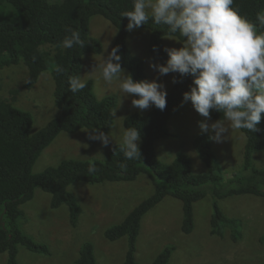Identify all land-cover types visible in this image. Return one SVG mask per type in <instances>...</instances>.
<instances>
[{
	"label": "trees",
	"instance_id": "1",
	"mask_svg": "<svg viewBox=\"0 0 264 264\" xmlns=\"http://www.w3.org/2000/svg\"><path fill=\"white\" fill-rule=\"evenodd\" d=\"M132 0H0V69L22 63L26 67V79L22 88L29 89L37 83L40 75L49 71L53 81L52 101L58 113L42 127L33 131V116L15 104L17 89L10 90L9 98L0 96V253L7 252L6 264H19L16 260L17 245L38 252L48 253L45 244H39L17 225L24 216L21 205L33 197L39 188L50 195L49 206L67 207L70 226L75 227L82 206L75 194L68 190L74 182L101 184L135 180L146 174L153 185L152 193L130 209L121 221L107 227L103 233L108 241L121 237L127 239L123 264H141L135 259L136 239L143 215L165 197H173L181 203L180 230L189 233L194 225L193 204L207 193L212 197V213L209 233L219 238L228 236L237 242L243 237V220L225 213L219 200L235 195L251 194L264 197V166L252 161V154L264 150V114L258 130L244 135L241 163L232 169L225 180L222 166L208 134L195 135L191 144L203 170L194 172L189 156L176 151L169 162L160 160L155 152V143L160 138L175 134L167 126L169 118L183 103V93L190 90L192 76H175L176 83L166 90V107L163 111L152 106L146 113L138 111L124 116V127L135 126L141 134L139 159L126 160L120 152V143H115L103 159L61 160L57 165L47 166L32 172V166L42 150L60 132L75 133L85 128H98L107 133L114 120L110 115L117 106L115 94L97 97L93 80L87 78L85 89L72 93L68 79L80 75L84 54H99L101 41L89 34V19L100 15L115 27L111 48L120 46L121 65L134 80H145L143 60L131 53L127 46L126 25L128 19L121 13L132 10ZM234 7L256 23L257 14L264 15V0H235ZM71 27L80 32L84 46L72 49L62 47V41ZM139 28L148 30L147 49L150 56L161 64L168 55L163 37L168 36L166 25H156L150 19ZM264 32V29H258ZM172 37L183 40L179 33ZM155 49V50H154ZM57 68L64 71L58 72ZM27 81V83H26ZM222 118V113L212 111L211 119ZM127 165L126 169L119 167ZM90 166L95 171L90 172ZM264 246V231L259 235ZM173 247L165 246L149 264H167ZM75 264H96L94 246L85 241L78 249ZM240 264H264V260L243 261Z\"/></svg>",
	"mask_w": 264,
	"mask_h": 264
},
{
	"label": "rangeland",
	"instance_id": "2",
	"mask_svg": "<svg viewBox=\"0 0 264 264\" xmlns=\"http://www.w3.org/2000/svg\"><path fill=\"white\" fill-rule=\"evenodd\" d=\"M148 33V30L143 28L128 31L127 46L131 53L143 60L145 80L155 79L162 82L167 90L177 73L159 76L149 66L150 61L161 63L148 52ZM89 34L101 41L102 51L99 54L87 53L82 56L80 76L83 80H93V90L97 97L109 94L117 96V118L113 117L114 124L107 132H112L113 139L105 146L98 140H90L83 129L75 133L60 132L42 150L32 166V172H39L68 158L103 159L115 143L121 142L124 116L135 111L144 114L152 108H134L131 96L121 97L118 82L106 84L99 69L93 70L96 65L103 63L107 52L111 51L115 27L102 16L93 15L89 19ZM163 43L176 48L182 46L175 37L170 39L164 36ZM49 75V71L43 72L35 85L25 89L21 87L26 79V67L22 63L0 69V96L9 98L11 89L18 90L15 105L32 114L33 131L58 113L52 101L53 81ZM201 119L203 117L196 112L191 102L183 101L167 122L168 128L175 136L160 138L155 143L157 157L169 162L176 151H183L191 159L192 170L202 171L203 165L191 144L192 138L201 133L198 126ZM243 144L244 135L239 130L232 131L231 136L222 143L212 141V149L221 163L225 180L230 171L237 170L236 166L240 165ZM252 161L257 166H264V150L254 152ZM68 190L75 194L82 206V213L75 227L69 224L67 207L61 205L51 208L50 195L39 188L34 190L30 200L20 206L24 216L18 219V227L34 242L45 244L48 253L34 252L17 245V262L75 264L78 249L85 241H90L94 246L96 264H123L127 249L126 237L108 241L103 233L107 227L121 221L135 204L152 193L153 185L148 176L141 174L132 181L101 184L78 181L71 184ZM218 202L225 213L243 220L241 240L234 242L228 236L219 238L209 233V219L212 213L210 193L193 204L194 225L189 233L181 232L179 227L182 216L180 201L167 196L143 215L136 239L135 259L141 264H149L165 246L171 245L173 250L167 264H240L243 261L264 260V246L259 242V235L264 231V197L242 194ZM6 260L7 252H1L0 264H6Z\"/></svg>",
	"mask_w": 264,
	"mask_h": 264
},
{
	"label": "clouds",
	"instance_id": "3",
	"mask_svg": "<svg viewBox=\"0 0 264 264\" xmlns=\"http://www.w3.org/2000/svg\"><path fill=\"white\" fill-rule=\"evenodd\" d=\"M235 0H132V10L121 13L128 19L126 30L131 32L146 25L151 19L156 25L168 27V38L179 33L183 40L179 48L166 47L165 63L149 62V66L164 76L178 73L192 76L190 90L183 93V100L190 101L203 117L198 121L202 133L216 143H222L232 131L258 130L264 114V15L257 14L256 23L234 7ZM62 41V47L82 48L85 41L80 32L71 27ZM120 46L107 52L103 63L96 65L106 84L118 82L121 97H132L134 108L146 110L151 106L163 111L167 92L157 80H134L121 65ZM155 50V49H154ZM107 51V47L105 48ZM92 70V71H93ZM58 72L64 71L57 68ZM175 77L173 83H176ZM27 83V81H26ZM69 89L77 93L86 88L87 82L80 75L70 76ZM120 97V98H121ZM222 113V118L211 121V112ZM116 108L110 115L117 118ZM90 140L107 146L113 139L112 132L98 128L83 129ZM140 131L135 126L124 127L119 145L126 160L139 159ZM121 169L127 165L120 163ZM90 172L95 171L90 166Z\"/></svg>",
	"mask_w": 264,
	"mask_h": 264
}]
</instances>
